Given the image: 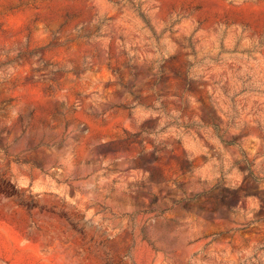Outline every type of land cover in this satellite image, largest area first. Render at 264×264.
<instances>
[{
    "label": "rangeland",
    "instance_id": "obj_1",
    "mask_svg": "<svg viewBox=\"0 0 264 264\" xmlns=\"http://www.w3.org/2000/svg\"><path fill=\"white\" fill-rule=\"evenodd\" d=\"M0 264H264V0H0Z\"/></svg>",
    "mask_w": 264,
    "mask_h": 264
}]
</instances>
